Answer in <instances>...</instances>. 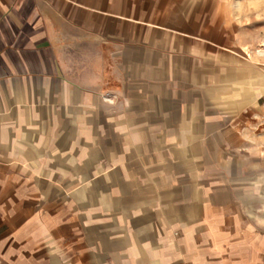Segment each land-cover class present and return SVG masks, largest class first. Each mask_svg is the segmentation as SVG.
Segmentation results:
<instances>
[{
    "label": "crops",
    "instance_id": "crops-1",
    "mask_svg": "<svg viewBox=\"0 0 264 264\" xmlns=\"http://www.w3.org/2000/svg\"><path fill=\"white\" fill-rule=\"evenodd\" d=\"M241 40L230 0H0V264H264Z\"/></svg>",
    "mask_w": 264,
    "mask_h": 264
},
{
    "label": "rangeland",
    "instance_id": "rangeland-1",
    "mask_svg": "<svg viewBox=\"0 0 264 264\" xmlns=\"http://www.w3.org/2000/svg\"><path fill=\"white\" fill-rule=\"evenodd\" d=\"M230 3L233 25L241 41L249 43L247 54L264 57V0H230Z\"/></svg>",
    "mask_w": 264,
    "mask_h": 264
}]
</instances>
